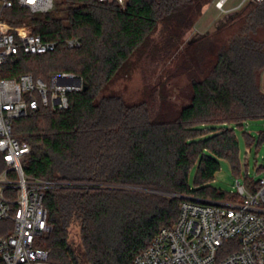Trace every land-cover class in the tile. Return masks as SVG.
<instances>
[{
	"label": "trees",
	"instance_id": "obj_1",
	"mask_svg": "<svg viewBox=\"0 0 264 264\" xmlns=\"http://www.w3.org/2000/svg\"><path fill=\"white\" fill-rule=\"evenodd\" d=\"M10 1L12 7L1 10L8 32L37 34L57 47L16 56L3 65L2 76L29 73L47 80L69 72L85 88L69 94L65 110L41 108L13 123V134L30 146L24 173L60 184L46 191L43 202L52 232L42 237V246L51 262L133 264L158 230L177 220L183 197L236 199L210 183L218 159L233 170L238 164L232 126L264 118L256 74L264 69V50L255 38L264 28V1L247 3L198 40V47L210 50L214 37L230 32L208 52L207 66L191 80L188 103L172 117L160 101L128 104L99 93L139 50L154 64L171 58L211 0H60L66 6L62 18L30 13ZM68 39L80 46L66 48ZM58 54L75 58L56 60ZM45 58L51 60L46 67H30ZM46 69L53 73L38 74ZM253 142L246 138L248 147ZM4 167L0 155V172Z\"/></svg>",
	"mask_w": 264,
	"mask_h": 264
},
{
	"label": "built area",
	"instance_id": "obj_2",
	"mask_svg": "<svg viewBox=\"0 0 264 264\" xmlns=\"http://www.w3.org/2000/svg\"><path fill=\"white\" fill-rule=\"evenodd\" d=\"M228 1L217 0L215 6L223 10ZM262 1L241 0L236 8ZM14 2L34 14L48 13L54 7V0ZM12 3L0 0V155L5 163L0 172V264H55L42 246V237L52 232L43 202L46 191L60 184L24 173L30 146L13 134V123L41 108L67 109L69 94L84 85L80 76L69 72L51 74L47 80L29 73L2 76L3 65L16 56H40L57 47L55 41H44L37 34L8 32L1 10ZM64 44L68 49L80 46L76 39ZM247 180L242 184L236 180V192L230 193L235 200L183 197L177 220L160 228L133 264H264V177L257 182Z\"/></svg>",
	"mask_w": 264,
	"mask_h": 264
},
{
	"label": "rangeland",
	"instance_id": "obj_3",
	"mask_svg": "<svg viewBox=\"0 0 264 264\" xmlns=\"http://www.w3.org/2000/svg\"><path fill=\"white\" fill-rule=\"evenodd\" d=\"M241 0H229L223 7L218 9L215 5L217 0H211L206 5L201 16L197 19L194 27L184 37L181 45L175 50L171 58L161 64H154L143 50H139L121 67L109 83L100 91L99 95L113 94L119 96L128 104L157 105L162 102L165 115L171 117L182 106L188 103L191 91V80L197 76V71L207 66L209 51L215 52L220 43L229 35L228 30H223L208 48L198 47L197 42L207 33L214 31L231 16L241 10L236 8ZM123 4V1H122ZM66 6L61 5L60 0H54V7L50 11L54 17H64ZM258 39L264 50V28L256 31ZM56 60L68 61L71 56L61 57L55 55ZM52 58V57H51ZM51 60L43 59L34 61L30 67L39 65L46 67ZM55 72V71H54ZM53 73L52 69L39 72L40 76ZM259 86L264 93V69L257 72ZM160 101V102H159ZM233 133L238 145V164L233 170L225 159H218L219 170L210 183L212 188L220 190L227 195L236 192V180L242 184L248 173V178L257 182L264 177V144L257 146L259 134L264 130V118L247 120L241 127L232 126ZM253 139L250 147L246 144V138ZM193 175V173H192ZM126 190H134L124 188Z\"/></svg>",
	"mask_w": 264,
	"mask_h": 264
},
{
	"label": "water",
	"instance_id": "obj_4",
	"mask_svg": "<svg viewBox=\"0 0 264 264\" xmlns=\"http://www.w3.org/2000/svg\"><path fill=\"white\" fill-rule=\"evenodd\" d=\"M83 90H85V88H83ZM151 192H153V191H151Z\"/></svg>",
	"mask_w": 264,
	"mask_h": 264
}]
</instances>
